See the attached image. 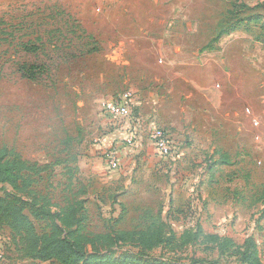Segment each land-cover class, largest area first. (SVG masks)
Segmentation results:
<instances>
[{
	"label": "rangeland",
	"instance_id": "rangeland-1",
	"mask_svg": "<svg viewBox=\"0 0 264 264\" xmlns=\"http://www.w3.org/2000/svg\"><path fill=\"white\" fill-rule=\"evenodd\" d=\"M234 6L236 21H260L215 42L217 26ZM172 86L181 96L167 93ZM127 90L135 101L144 94L164 97L153 125L169 131L176 162L158 156L156 169L142 164L157 160L149 155L150 129L142 120L140 146L121 140L133 154L124 160L123 147L111 149L119 169L111 170L96 150L128 121L107 118L103 102ZM134 115L140 118L136 109ZM241 130L246 134L239 137ZM213 144L238 165L216 167L214 154L204 149ZM3 148L36 167L29 173L52 208L70 212L81 203L83 211L84 202V233L133 232L155 224L172 238L153 249L122 244L94 264H120L138 254L154 264H248L239 248L250 237L261 241L264 259V228L257 230L264 201L256 205L250 192L251 204L229 195L240 187L245 192V185L247 191L253 184L264 190V0H0ZM239 158L252 172L249 182L240 174ZM131 160L137 167L122 176L128 185L112 179ZM209 168H216L213 175ZM12 193L7 186L1 196ZM25 214L38 235L51 232L48 221L28 208ZM251 225L255 232H248ZM203 235L230 243L223 248ZM28 244L23 233L0 227V264H58L29 256Z\"/></svg>",
	"mask_w": 264,
	"mask_h": 264
},
{
	"label": "trees",
	"instance_id": "trees-1",
	"mask_svg": "<svg viewBox=\"0 0 264 264\" xmlns=\"http://www.w3.org/2000/svg\"><path fill=\"white\" fill-rule=\"evenodd\" d=\"M236 7L230 10L229 16L224 17L217 26L215 42L223 36L233 33L236 27L252 21L259 22L260 18L255 17L237 20ZM135 110V107H133ZM223 156V154H222ZM226 157V156H225ZM171 160V159H168ZM176 162L175 160H171ZM221 163L229 164L228 158H222ZM36 167H31L26 161L7 148L0 149V227L6 225L17 233H23L28 239L26 247L28 255L43 262L55 261L58 264H94L105 257L107 252L115 254L122 244L132 243L138 247L153 249L157 245L172 243V238H167L164 229L156 228L155 224L139 231L133 232H111L109 234L88 235L84 233L83 202L79 208H73L70 212L52 208L47 197L38 196L34 180ZM41 170H44L42 168ZM39 171V170H38ZM9 186L13 193L7 197H2L1 193ZM28 208L39 220L48 221L52 226L49 234L38 235L35 227L25 214ZM154 228H156L154 230ZM203 232L202 228H198ZM208 243H217L220 247L226 248L230 243L229 239L220 238L216 235H203ZM218 240V241H215ZM221 241V242H219ZM223 241V242H222ZM242 261L248 264H264L260 256L258 246L253 237L245 240L239 248ZM135 259H124L120 264H154L150 262L148 256L138 254ZM114 263V262H113ZM196 264H204L202 261Z\"/></svg>",
	"mask_w": 264,
	"mask_h": 264
},
{
	"label": "crops",
	"instance_id": "crops-1",
	"mask_svg": "<svg viewBox=\"0 0 264 264\" xmlns=\"http://www.w3.org/2000/svg\"><path fill=\"white\" fill-rule=\"evenodd\" d=\"M164 80H165V82H166V80H167V82L171 81L170 79H167V78L164 79ZM225 86H228V85H225ZM167 93H169L172 96H179V95L181 96V93H179L177 90H175V88L173 86H172V88L171 87L167 88ZM144 95H143L144 98L141 101H135L134 102V107L136 109L137 114L140 116L139 119L142 120L143 123L146 126H149V129L151 131V129L153 127V124H154L153 120L157 119L161 115V112H162V109H161L162 105L161 104H162V101L164 102V100H163L164 97L162 96L161 99L158 98V99H155V100H150L147 97L148 95H145V96ZM176 103L177 102H173V103L169 104L171 107H173V110H175L174 106L176 105ZM213 106L216 107L215 104ZM230 106H231V103H229V105H227V107H230ZM176 110L178 111V105H177V109ZM131 129H132V127H131L130 121H126L122 127H120V128L116 127V129L114 130V132L111 135H109L108 137H104L99 142L97 147H95L96 150L100 151L101 155H105L108 151H111V149H117L120 152L121 148L125 144L121 140L124 139V140L127 141V139H129ZM227 133L228 134H231V133L233 134V132H230V131L227 132ZM143 134H144V131H143V128L141 127L139 129V132L136 133L135 137L133 138V142H134L132 144L133 146L136 147V146H140L142 144V142L144 141L143 140V136H144ZM245 134H246V131L242 132V130H241L239 132V137H242V135H245ZM233 135H235V134H233ZM148 141L147 142L150 145L149 146L150 147L149 155H151L152 158H157L158 156H156V153L154 152V149L152 147V144H151L150 140H148ZM262 147H263V145L258 146L257 148H262ZM207 148H209L211 150V153L214 154L213 159H215L214 163L216 164V167L221 165V167L231 166V168H235V166L238 165L237 161H235V160L233 161L231 159V157H230L229 152L227 150H224L222 147H220V146H218L216 144H213L212 146H210V147L207 146L204 149H207ZM129 153L133 154L134 152L130 151V149H125L123 147L124 160L127 159V156H128ZM222 154H223V156H222ZM225 156L228 158L229 164L221 163L222 158H226ZM124 160H123V162H124ZM239 160L242 162L241 165L239 166V169L243 170V171L240 170L241 171L240 174L243 175V178H245V180L247 182H249L250 179L252 178V177H250L252 172L250 173V171H248L245 167L242 168V165H244V163H246L245 159L242 160L241 158H239ZM158 161H161V160H158V158H157L156 161L155 160H151V159L150 160H144V162H142V164L143 165L144 164L147 165V168H149V169H153V168L156 169V162H158ZM131 164H132L131 167H128L127 164H126L124 169L121 170L120 173L116 174V172H115L114 174H116V176H114L112 179H119L118 181L120 182V184H122L121 182H124L125 185H128V182L124 181V179H122V176L129 175L130 172H132L137 167L136 166L137 162L133 163L132 160H131ZM212 169L209 168L210 172L213 175V173L216 171V168L215 169L212 168ZM234 173H237V171L234 170V172L232 174H229L228 177H225V178L227 180H232ZM114 174H110V176L112 177ZM115 177H117V178H115ZM118 181H117V183H118ZM247 186L248 185L244 186V189H246L245 192H243V188L240 187L239 192H236L234 190V192L230 193L229 195L231 196V194H232L233 198L239 199L240 203L249 204L250 201H249V198H248V194L250 192V194H252L251 199L254 200V203L256 205H258V204L262 205V201H264V198H263V195H264L263 185L254 186V184H253V186H251V188L248 191H247ZM223 201L224 202H222V203L226 204V200L223 199ZM228 202H230V199L228 200ZM251 203H252V200H251ZM224 206H227V205H223L222 208ZM216 209H218V208H216ZM223 209H225V208H223ZM214 210L215 209L209 208L207 210L208 215L213 216L215 214ZM262 225H263V227L261 226L260 228L259 227L257 228L258 231L259 230L262 231V229L264 228V221H263ZM227 227L228 226H224L223 227V228H226L225 231H227V229H228ZM255 231H256V228H254V225H251V227L249 228L248 232L251 233V232H255ZM255 241H256L257 246L261 245V241H259V240H255ZM262 262L264 263V259H262Z\"/></svg>",
	"mask_w": 264,
	"mask_h": 264
},
{
	"label": "built area",
	"instance_id": "built-area-1",
	"mask_svg": "<svg viewBox=\"0 0 264 264\" xmlns=\"http://www.w3.org/2000/svg\"><path fill=\"white\" fill-rule=\"evenodd\" d=\"M134 94L130 90L120 93L114 97L108 98L102 104L104 115L111 119L115 124L130 121L131 131L128 142L132 143L135 134L141 128V120L134 115ZM118 121V122H117ZM138 130V131H137ZM149 140L157 156L171 160L179 159V154L172 141L169 131L164 128L153 125ZM106 161L111 170L120 168V160L116 151H108L105 155Z\"/></svg>",
	"mask_w": 264,
	"mask_h": 264
}]
</instances>
